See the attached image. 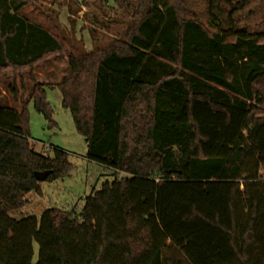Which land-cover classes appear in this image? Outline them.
Wrapping results in <instances>:
<instances>
[{"label":"trees","instance_id":"obj_1","mask_svg":"<svg viewBox=\"0 0 264 264\" xmlns=\"http://www.w3.org/2000/svg\"><path fill=\"white\" fill-rule=\"evenodd\" d=\"M28 1L0 0V74L53 56L68 73L31 77L27 98L10 87L20 111L0 106V264H264V30L239 26L249 1L208 0L207 28L184 0H115L125 41L79 56L21 14ZM47 86L114 179L79 211L14 219L43 197L36 172L51 183L72 170L30 141V103L53 123Z\"/></svg>","mask_w":264,"mask_h":264},{"label":"rangeland","instance_id":"obj_2","mask_svg":"<svg viewBox=\"0 0 264 264\" xmlns=\"http://www.w3.org/2000/svg\"><path fill=\"white\" fill-rule=\"evenodd\" d=\"M186 18L195 19L208 28V0H184ZM243 12L238 15L239 26H247L253 31L264 30V0H248ZM183 13V14H184ZM22 15L32 23L49 32L65 52L74 55L105 50L116 42L125 41L126 34L132 26L127 12L115 0H31L23 8ZM68 66L60 56H53L40 62L33 74L24 71L22 77L11 71L0 74V106L20 111L8 89L16 86L19 98L22 88L26 98L32 91L34 81L40 84L55 85L67 75ZM23 86V87H22ZM47 102L53 110L52 124L38 113L32 103L28 106V127L31 143L35 151L49 154L53 148L68 153L72 170L68 177L54 182L42 183L43 197L35 194L27 197V206L14 219L27 216L40 218L41 214L51 208L71 211L81 210L85 198L93 191L101 189L106 181L114 179V172L96 163L89 162L87 142L75 129L69 109L62 105V95L56 88H45ZM119 179L124 175H117ZM34 263L38 257V247L34 246Z\"/></svg>","mask_w":264,"mask_h":264},{"label":"water","instance_id":"obj_3","mask_svg":"<svg viewBox=\"0 0 264 264\" xmlns=\"http://www.w3.org/2000/svg\"><path fill=\"white\" fill-rule=\"evenodd\" d=\"M51 174V172L47 171V172H36L34 174L35 178L37 181L43 183L47 180V178L49 177V175Z\"/></svg>","mask_w":264,"mask_h":264}]
</instances>
